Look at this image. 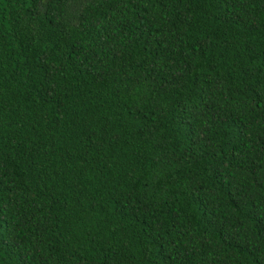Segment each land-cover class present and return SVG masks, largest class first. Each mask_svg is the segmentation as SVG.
Listing matches in <instances>:
<instances>
[{
  "label": "trees",
  "instance_id": "16d2710c",
  "mask_svg": "<svg viewBox=\"0 0 264 264\" xmlns=\"http://www.w3.org/2000/svg\"><path fill=\"white\" fill-rule=\"evenodd\" d=\"M0 264H264V0H0Z\"/></svg>",
  "mask_w": 264,
  "mask_h": 264
}]
</instances>
